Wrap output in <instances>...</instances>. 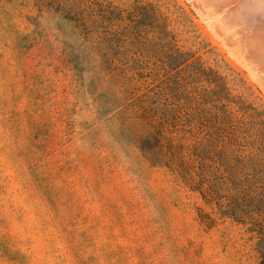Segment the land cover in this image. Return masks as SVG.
I'll return each mask as SVG.
<instances>
[{"label": "rangeland", "instance_id": "1", "mask_svg": "<svg viewBox=\"0 0 264 264\" xmlns=\"http://www.w3.org/2000/svg\"><path fill=\"white\" fill-rule=\"evenodd\" d=\"M109 1L157 7L195 55L194 116L232 121L204 64L234 118L264 137V0ZM44 10L0 0V264H261L253 233L155 165L137 123L101 111Z\"/></svg>", "mask_w": 264, "mask_h": 264}, {"label": "trees", "instance_id": "2", "mask_svg": "<svg viewBox=\"0 0 264 264\" xmlns=\"http://www.w3.org/2000/svg\"><path fill=\"white\" fill-rule=\"evenodd\" d=\"M35 3L64 28L72 66L101 111L116 114L121 128L137 123L136 142L148 158L178 173L208 205L253 233L264 264V137L259 127L234 118L222 77L204 64L195 67L219 83V102L232 116L211 126L199 112L194 116L191 98L197 93L189 67L195 55L169 39V23L157 7L137 1L122 9L109 0Z\"/></svg>", "mask_w": 264, "mask_h": 264}]
</instances>
